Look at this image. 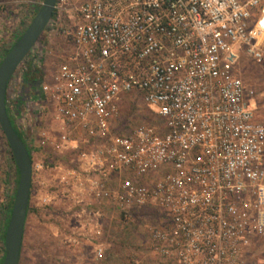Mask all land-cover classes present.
Here are the masks:
<instances>
[{"label": "built area", "instance_id": "built-area-1", "mask_svg": "<svg viewBox=\"0 0 264 264\" xmlns=\"http://www.w3.org/2000/svg\"><path fill=\"white\" fill-rule=\"evenodd\" d=\"M55 9L74 20L72 50L27 97L55 100L58 146L73 154L56 168L84 206L95 259L110 216L148 217L152 259L247 264L264 247V121L240 68L243 57L264 61V0H57ZM127 99L154 120L117 128ZM48 141L39 133L37 147Z\"/></svg>", "mask_w": 264, "mask_h": 264}, {"label": "rangeland", "instance_id": "rangeland-1", "mask_svg": "<svg viewBox=\"0 0 264 264\" xmlns=\"http://www.w3.org/2000/svg\"><path fill=\"white\" fill-rule=\"evenodd\" d=\"M43 2L44 0H0V61L29 26ZM73 23L70 12L65 11L60 15L57 11L8 85L7 102L13 119L24 132L33 164L44 166L42 170L33 171V193L25 224L20 264H130L140 256L151 264H165L152 259L148 254V231L145 226L148 217L147 220L142 218L125 224L117 217L110 216L104 222L105 235L99 239L107 246L105 257L102 260L95 259L94 244L98 239L85 235L84 221L78 215L84 206L75 201L74 195L65 191L66 187L61 182L65 172L56 168V165L65 168L70 166L73 154L58 146L60 125L55 115V100L52 96L41 99L23 96L22 71L28 58L41 54L44 76L48 83H52L63 57L72 50L71 37L67 32ZM240 70L248 85L249 99L255 114L264 121V61L243 57ZM153 120L154 116L142 101L127 99L116 127L129 128ZM43 131L49 141L44 148H38V134ZM16 187V168L0 126V231L4 225L6 207L11 202ZM42 195H48L50 201L47 204L40 203ZM262 246L259 244L252 250L247 256V264H264ZM3 247L0 242V258Z\"/></svg>", "mask_w": 264, "mask_h": 264}, {"label": "water", "instance_id": "water-1", "mask_svg": "<svg viewBox=\"0 0 264 264\" xmlns=\"http://www.w3.org/2000/svg\"><path fill=\"white\" fill-rule=\"evenodd\" d=\"M57 0H44L31 23L16 40L0 63V126L13 152L19 171L14 204L5 234V258L2 264H20L25 224L33 184V161L26 142L14 128L7 111V90L18 66L37 43L56 8Z\"/></svg>", "mask_w": 264, "mask_h": 264}, {"label": "trees", "instance_id": "trees-1", "mask_svg": "<svg viewBox=\"0 0 264 264\" xmlns=\"http://www.w3.org/2000/svg\"><path fill=\"white\" fill-rule=\"evenodd\" d=\"M56 12H57V10L55 9V11H54V13L52 15V18L55 17ZM8 51H7V53H8ZM29 55H30V53H29ZM1 61H0V63H1ZM43 80H44V73H43L41 61L35 62L33 56L29 57L28 60H27V65L24 67V69L22 71V81H23V85H24L23 96H25V95L26 96H34V95H36L37 94V91H38V89H39V87L41 85V83L43 82ZM18 106H19V104H17V107ZM7 111L9 113V116L11 118V121H12V124H13L14 128L16 129V131L19 134V136L25 141L24 132L16 125V123H15V121L13 119V116H12V110L10 109V107L8 105V102H7ZM8 146H9V144H8ZM28 149H29V147H28ZM29 151L31 153V150L30 149H29ZM9 153H10L11 159L13 160L14 165H15V168H16V172H17V185H18V181H19V171H18L16 162H15V159H14L13 152L10 149V146H9ZM31 157H32V154H31ZM16 189H17V187H16ZM16 189H15L14 194L12 196L11 202L6 207L5 217H4V225H3L2 230L0 231V242L4 246L3 247V255L0 258V264L3 263L4 258H5V245H4L5 244V234H6V229H7L9 220H10V215H11V212H12L13 204H14ZM32 193H33V191L31 190V194ZM29 208H28V212H29Z\"/></svg>", "mask_w": 264, "mask_h": 264}]
</instances>
